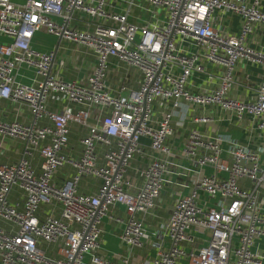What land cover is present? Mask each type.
<instances>
[{
	"label": "built area",
	"instance_id": "2783aa9c",
	"mask_svg": "<svg viewBox=\"0 0 264 264\" xmlns=\"http://www.w3.org/2000/svg\"><path fill=\"white\" fill-rule=\"evenodd\" d=\"M260 7L261 0H0V37L12 39L0 44V100L26 105L34 120L27 126L0 118V221L12 226L0 228V264H132L131 257L113 263L101 255L103 220L123 206L127 220L120 238L131 250L142 249L146 217L171 183L169 177L184 174L190 182L180 186L188 193L178 194L164 226L170 247L143 264H264V254L255 251L256 241L264 238L261 154L214 129L208 134L193 129L182 150L190 166L183 167L173 161L175 152L167 143L173 134L172 111L157 126L152 124L155 103L171 102L176 109L185 102L196 108L217 107L239 120L249 117L256 131L264 133V47L247 43L256 28H264ZM137 9L150 15L141 25L129 20ZM218 12L242 17L238 36L214 26ZM85 16L91 20L86 29ZM40 31L83 46L96 57L86 84L65 81L52 72L55 54L32 47ZM114 58L142 75L140 88L128 96L112 95L106 86ZM242 59L263 69L257 95L250 101L230 94ZM206 64L223 69L219 83L194 93L189 82L194 74L205 73ZM23 68L35 75L30 83L23 81ZM53 93L65 96L77 109L49 110ZM97 115L102 118L95 120ZM44 119L50 125L37 126ZM219 119L203 114L192 121L213 126ZM71 123L87 131L77 159L64 153ZM8 137L26 144L25 156L40 154V174L26 157L16 164L1 162ZM144 138L150 140L153 156L138 172L143 181L138 187L128 171L135 157L144 154ZM99 144L107 147L102 164ZM67 165L74 175L59 186L54 175ZM206 168L213 174H205ZM85 176L101 180L95 195L80 192ZM243 179L250 188L240 185ZM16 186L25 196L23 211L9 201ZM43 206L60 210V217H40ZM191 232L208 234L203 247L190 246Z\"/></svg>",
	"mask_w": 264,
	"mask_h": 264
},
{
	"label": "crops",
	"instance_id": "0c3cea01",
	"mask_svg": "<svg viewBox=\"0 0 264 264\" xmlns=\"http://www.w3.org/2000/svg\"><path fill=\"white\" fill-rule=\"evenodd\" d=\"M239 3L251 4L253 0H236ZM143 6L147 4L143 3ZM261 10L264 11V0H261ZM162 11H159L160 17ZM150 15L147 11L136 10L131 14L129 20L131 23L142 24ZM162 18V17H161ZM87 22L91 20L85 16V29ZM243 25L242 17L238 15L226 13H216L214 15V26L223 34L238 36ZM12 39L8 37H0V44H9ZM248 45L253 48L264 47V28H256L249 36ZM32 47L43 53L55 54L52 72L58 75L61 79L69 82H77L84 85L87 83L89 77L94 73L96 67V57L85 47L70 44L62 41L54 36L49 35L45 31H40L35 34L32 40ZM223 69L211 64L205 65V73H196L189 82V89L194 93H202L210 91L215 88L220 80ZM263 69L260 65L254 64L246 59L239 61L235 73V83L231 89V97L241 101H250L257 95V90L261 80ZM21 75L25 76L24 82L30 83L35 75L32 71L21 69ZM142 80L141 73L136 69L119 62L116 58L111 60L109 74L106 78V86L112 95L128 96L131 91L140 88ZM122 87L126 91L122 92ZM122 92V93H121ZM47 107L53 112H61L64 109L76 110L77 107L67 101L65 96L60 93H53L48 101ZM173 113L172 128L173 134L168 138L167 143L172 146L175 152L173 161L183 167H189L188 162L182 154V150L186 144L187 138L193 129H197L203 133H210L214 129L220 135L230 137L248 149L255 150L261 154V165L264 167V133L256 131L251 119L249 117L239 120L230 113L221 112L217 107L203 109L196 108L185 102L180 103V107L173 109L171 102L165 103L158 101L154 105L153 126H157L158 122L162 120L167 112ZM212 115L219 117L213 126L193 123L192 119L195 115ZM0 118L2 121L13 122L18 121L24 125L31 126L33 124V115L31 110L24 104L14 103L7 100H0ZM95 120L101 119L99 115L94 117ZM94 121V119L92 120ZM50 125L48 120H41L37 126L43 127ZM87 131L82 126L71 123L69 145L64 150L65 155L77 159L83 152L82 140L86 136ZM144 149L143 155H138L132 161L128 171V178L133 181L135 185L141 187L142 179L138 172L140 169L146 167L151 161L153 152L150 150V140L144 138L142 140ZM228 150V146L225 147ZM26 144L15 138H6L4 142V151L1 162L4 164H16L24 157L28 159L33 169L37 174L41 173L42 158L40 154L35 151L31 156H25ZM99 153V163H103V155L107 151V147L99 144L97 147ZM225 158H228L226 155ZM175 171V169H173ZM180 171V170H179ZM178 171V172H179ZM205 174H213L211 168L204 170ZM74 175V169L67 165L60 169L54 175V182L62 186L68 182ZM186 175V174H184ZM173 175L169 177V183L164 189L156 203V207L152 214L146 217L147 236L144 239V246L142 249L131 250L120 236L123 232L127 214L123 206H117L112 211V217H106L102 223V234L100 237V253L101 255L113 263H121L125 257H131L132 264H143L150 262L161 248L168 249L170 241L165 236L164 226L170 218L174 202L179 193L188 192L183 190L180 184L190 182L189 176ZM101 185V180L94 176H85L81 179L79 184L80 192L88 195H95ZM240 185L245 188H250V183L245 179L240 180ZM24 193L20 187H14L9 195L10 203L19 211L24 210ZM215 202V199L212 200ZM53 214L55 217H60V210H53L50 206H43L41 208L40 217L44 218ZM122 220L118 222L117 220ZM12 226L9 223L0 221V228L9 230ZM193 238V243L190 245L194 248H200L205 245L204 240L207 238L206 233H190ZM43 249L46 247L41 245ZM50 254H55L56 248L51 249ZM255 251L264 254V238H260L255 243Z\"/></svg>",
	"mask_w": 264,
	"mask_h": 264
}]
</instances>
